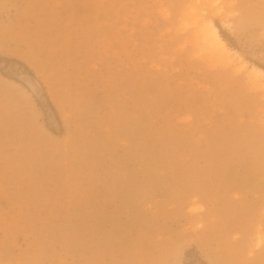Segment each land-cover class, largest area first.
I'll return each instance as SVG.
<instances>
[{
    "label": "rangeland",
    "instance_id": "obj_1",
    "mask_svg": "<svg viewBox=\"0 0 264 264\" xmlns=\"http://www.w3.org/2000/svg\"><path fill=\"white\" fill-rule=\"evenodd\" d=\"M256 68L264 0H0V264H264Z\"/></svg>",
    "mask_w": 264,
    "mask_h": 264
},
{
    "label": "bare ground",
    "instance_id": "obj_2",
    "mask_svg": "<svg viewBox=\"0 0 264 264\" xmlns=\"http://www.w3.org/2000/svg\"><path fill=\"white\" fill-rule=\"evenodd\" d=\"M199 14H197L198 16ZM199 17V16H198ZM194 22V21H193ZM196 30L198 31L199 41L203 44V48L208 51L212 52L214 55L222 57L225 55V52L233 53L234 51L231 49H227L223 39L221 38L218 29L212 22H208L206 24L201 23L200 19H196ZM203 22V21H202ZM254 73L259 76L260 78H264V71L256 68L253 69ZM25 84H29L28 77L22 78Z\"/></svg>",
    "mask_w": 264,
    "mask_h": 264
},
{
    "label": "trees",
    "instance_id": "obj_3",
    "mask_svg": "<svg viewBox=\"0 0 264 264\" xmlns=\"http://www.w3.org/2000/svg\"><path fill=\"white\" fill-rule=\"evenodd\" d=\"M21 66H23V64H20Z\"/></svg>",
    "mask_w": 264,
    "mask_h": 264
}]
</instances>
